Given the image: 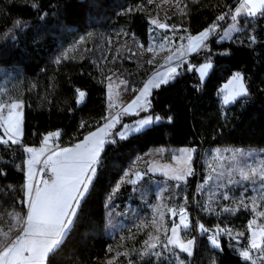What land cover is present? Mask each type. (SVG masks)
Here are the masks:
<instances>
[{
	"label": "trees",
	"instance_id": "16d2710c",
	"mask_svg": "<svg viewBox=\"0 0 264 264\" xmlns=\"http://www.w3.org/2000/svg\"><path fill=\"white\" fill-rule=\"evenodd\" d=\"M180 1L184 8L178 18L191 36L209 29L215 20L226 19L221 28L225 27L241 0ZM154 8L153 0H0V81L8 82L12 99L24 103L22 142L0 143L4 242L26 211L18 200H25L28 148L51 132L69 145L98 126L108 109L107 74L111 70L121 72L129 92L139 89L152 72L150 65H139L130 49L115 54L121 52L118 48L124 40L148 44ZM240 26L225 41L218 39V30L191 54V70H182L156 87L148 111L122 118L131 121L154 114L161 121L126 138L115 134L106 143L71 227L45 264H171L166 257L143 258L137 252L139 241L128 255L108 259L114 243L109 233V198L114 208L125 213L132 187L120 181L133 159L149 150L195 148L205 162L214 156V149H264V11L242 17ZM206 61L212 67L201 81L197 66ZM234 74L243 76L246 93L222 107V87ZM80 92L85 94L83 99ZM204 162L197 165L195 161L193 171L203 169ZM175 183L180 184L177 191L187 196L190 208L191 224L185 233L195 239L193 256L182 254L184 264H264V260L243 257L235 248L232 234L236 231L243 232L241 245L247 244L249 211L207 210L194 174L184 183ZM200 223H219L229 231L214 246L200 233Z\"/></svg>",
	"mask_w": 264,
	"mask_h": 264
},
{
	"label": "rangeland",
	"instance_id": "374dc122",
	"mask_svg": "<svg viewBox=\"0 0 264 264\" xmlns=\"http://www.w3.org/2000/svg\"><path fill=\"white\" fill-rule=\"evenodd\" d=\"M153 3L155 8L151 14L148 44L144 46L139 42L136 44L134 41L124 40L118 48L121 52H117L116 57L118 53L130 49L136 56L135 60L142 67L150 65L157 68L165 65L162 56L166 58L167 64H172L168 56L173 51L177 38L186 32L185 25L178 18L184 6L180 0H153ZM246 4L251 15H261L258 12L264 11V0H246ZM240 19L236 22V19L232 18L225 27L219 29V40L232 39L241 30ZM205 33L206 35H202ZM210 37L211 31L206 28L197 34H192L188 46L191 50L201 49ZM175 55L181 58L183 54L177 51ZM211 67L210 61L197 66V75L201 81L205 80ZM107 76L109 95H118L123 91L122 89L126 90L127 80L119 70H111ZM230 80L224 84V105L232 104L246 93L239 74ZM7 83L6 80L0 81V103L3 102V108L6 105L10 107V111L5 115L11 112L13 100H18L11 98ZM149 87L148 84L146 88ZM241 88L244 91H241ZM131 92L128 94L141 95L140 88ZM0 119H2L1 115ZM176 149L178 152H175ZM180 149V147H160L150 150L151 152L145 157L136 156L125 170L120 184L128 183L132 187V196L127 203L128 209L125 213H121L116 209L117 207L112 206L111 195L109 198V233L114 239L108 250V259L111 261L117 260L123 254L128 255L131 249L137 247L136 241H139L137 252L143 258L153 257L157 260L166 257V263L184 264L182 254L193 256L195 239L185 233L191 224L190 216L188 213H176L174 206L177 204L188 206L187 196L177 191V186L180 184L176 185L175 182H182L189 174L190 169L193 168L195 155L193 149H190L189 153L187 149L182 151ZM212 154L215 157L219 156L221 161L214 171L212 182L201 186L200 199L207 210L241 208L249 211L251 217L248 221L247 244L245 247L241 245L243 232L236 231L232 234L235 248L245 258L262 261L264 260V149L224 148L214 149ZM214 156L206 159V163H212ZM71 159L75 160L70 161L68 166L63 162L58 163V168H63L66 172L69 170L70 173L76 172V175L81 176L74 178L75 175H69L70 179L67 181L71 182L70 190L66 192L62 183L56 182V176L47 183H40L38 180L39 186L30 189L28 202L26 203V200L24 202L25 214L17 218L6 242L1 238L5 232L0 233V254L6 249H12L8 257L4 258L9 264H45L48 255L59 245L71 227L79 203L96 174L100 155L96 157L94 155L89 161L79 154H75ZM176 165L178 169L175 171ZM149 169L152 173L147 175L150 177L142 174ZM173 172L176 181L170 182ZM157 175L160 177L158 178ZM78 189L79 193H76ZM134 198L136 201H133ZM34 205L40 210L39 215L33 211ZM62 213L70 215L65 216ZM61 222H64L66 227L62 228ZM61 228V236L55 237V232ZM228 231L226 227V232ZM53 239H57L58 243L41 259L40 252Z\"/></svg>",
	"mask_w": 264,
	"mask_h": 264
},
{
	"label": "crops",
	"instance_id": "0c3cea01",
	"mask_svg": "<svg viewBox=\"0 0 264 264\" xmlns=\"http://www.w3.org/2000/svg\"><path fill=\"white\" fill-rule=\"evenodd\" d=\"M248 7L249 6L248 4H246V0H241L238 6L232 12L230 19L235 18L237 22L238 19L245 17L247 15H251V13H249L250 10ZM258 13H261V11ZM199 50L200 49L191 50L190 46L187 45L186 52L189 55H191V54L198 52ZM162 60H163L162 62L165 65H162V66L160 65L161 67L159 66L157 68L156 67L153 68L152 72L148 75V77L144 81V84L140 87L141 95L128 94L129 91H128L127 86L125 87L126 90L122 89L123 91H120L118 95H109V89L107 86L108 109H107L106 116L104 117V119L98 126H96L94 129L85 133L81 138L74 140L71 144L65 146L64 148L60 150H52L46 146H42L37 150H34L32 147L28 148L27 154H26V160H25V167H26L25 200H26V203L28 202V195L30 193V189L36 188L37 186H39L38 185L39 184L38 172H39L40 164L44 158H46L47 161L50 163L51 169L53 172V177L55 176L57 177L56 182L60 181L63 187L65 188V191L67 192L68 190H70L69 186H71V182L67 181L68 179H70L69 175H75L74 178H80L81 176L76 175L75 174L76 172L70 173L68 172L69 170H67L66 172L63 168L61 169L58 168V163L63 162L64 164H67L65 166H68L69 165L68 163L70 161L75 160V159H71L72 157H74L75 154L83 155L85 158L88 159L87 161H89L90 159H93L94 155L95 157L98 155H100L101 157L102 151L107 143V141L105 140L106 136L110 135L113 138V136L116 134L119 137L126 138L133 133L139 132L148 126L161 121V118L158 115H154V114H146L144 116L138 117L131 121H125V120H122V118L125 116L139 115L140 114L138 110L139 106L143 104L146 98L150 97L151 92L156 87H158L160 84L166 83L174 78V75L176 74L178 69L175 67V65L173 66V64H167L166 63L167 60L163 56H162ZM162 62L160 63L162 64ZM235 75L237 76V74H234L231 78H234ZM240 76L244 83L243 76L242 75ZM148 84L150 85V87L146 88ZM223 89H224V85L222 87V95H224ZM15 104H17L16 107H13V105ZM3 106H4L3 102L0 103V115L3 119V124L2 123L0 124V131H1L0 132V143L8 142V141L20 143L22 142L23 137H24V127H23L24 103L21 100H13L12 105H11V112L7 115L2 113ZM116 108L120 109L123 112L121 117H118V115L115 114L114 109ZM138 125H142L141 126L142 128L138 127ZM118 127H120L119 130L115 132V129H117ZM54 134H57V132H51L49 135H54ZM180 148H181L180 149L181 151L184 149H187L188 153H189V150L191 149L190 147H180ZM150 152L151 151L149 150L142 155L145 157ZM175 152H178V149H176ZM177 169L178 168L176 165L174 170L176 171ZM191 171L192 169H190L189 174L186 177H184L185 180L190 176ZM147 173H152V172H150V169H149V171L148 170L143 171L142 174L146 175L147 177L148 176ZM157 177H160V175H157ZM175 179H176V176H174V172H173L172 176H170V180L176 181ZM184 179L183 181H185ZM73 184L74 182L72 183V185ZM78 191L79 189L76 191V193Z\"/></svg>",
	"mask_w": 264,
	"mask_h": 264
},
{
	"label": "built area",
	"instance_id": "2783aa9c",
	"mask_svg": "<svg viewBox=\"0 0 264 264\" xmlns=\"http://www.w3.org/2000/svg\"><path fill=\"white\" fill-rule=\"evenodd\" d=\"M226 21H227L226 19H222V21L215 20L214 22H212L209 26V30L211 31V36H213L219 29H221V26ZM189 39H190V35L188 33H184L180 35L177 38L176 43L174 44L173 51L168 56L169 60H171V63L175 65L178 69L176 74L174 75V78L178 74H180L182 70H188V71L191 70L190 55L186 52ZM177 51L183 54L181 58H179L180 56H178L177 58V56L175 55ZM220 105L222 107L224 106L223 99H221ZM151 107H152V102H151L150 97H148L144 100L143 104L139 106L138 110L140 113H142V112L148 111ZM9 111H10V107L9 105H6L3 108V114L8 113ZM114 112L115 114L118 115V117H121L123 113L118 108L114 109ZM2 121L3 119H0V124L2 123ZM111 139H112V136L110 135L105 137V140L107 142L110 141ZM67 145L68 143L60 141L58 134H54V135L45 136L39 143L33 145L32 148L34 150H37L42 146H46L52 150H59ZM193 152L195 155L194 162L196 161L197 165H199L200 163H203L204 162L203 154L195 148L193 149ZM220 161H221V158L214 157L212 160V163L207 164L206 159H205V162H204L205 167L203 169H201V167H197V169L193 171V168H192L193 173L191 172V174H194L197 176L200 186L207 184L213 178L214 171H215L214 169L216 165L220 163ZM52 178H53V172L51 169V165L47 161V159L44 158L39 167L38 180L40 181V183H47V182H50ZM24 202L25 200L22 198L18 200V203L20 206L24 205ZM174 210L176 211V213H181V208L178 207V205L174 206ZM199 230H200V233L203 236H205L209 240V242L214 246H217L221 243L222 237L226 233V228L224 227V225L219 224V223L214 224V225H206V224L200 223Z\"/></svg>",
	"mask_w": 264,
	"mask_h": 264
},
{
	"label": "snow or ice",
	"instance_id": "6c2138e0",
	"mask_svg": "<svg viewBox=\"0 0 264 264\" xmlns=\"http://www.w3.org/2000/svg\"><path fill=\"white\" fill-rule=\"evenodd\" d=\"M202 35H206V33L205 34H202ZM241 91H244V89L243 88H241ZM84 93L83 92H80V98L81 99H83V97H84ZM13 107H16V105H13ZM39 195V194H38ZM72 199H75V197H71ZM70 206V205H69ZM33 211L35 212V213H37L38 215L40 214V210L37 208V207H35V205H34V207H33ZM63 215H65V216H67V215H70L69 213H62ZM61 224H62V228L63 227H66V224L64 223V222H61ZM62 228L61 229H59V230H57L56 232H55V237H57V238H59L60 236H61V232H62ZM58 243V240L57 239H53V240H51L43 249H42V251L40 252V257H41V259L43 258V256L48 252V251H50L52 248H53V246L54 245H56ZM12 251V249L11 248H9V249H6L2 254H0V262H2V264H9V262L8 261H5L4 260V258H6V257H8V254H9V252H11Z\"/></svg>",
	"mask_w": 264,
	"mask_h": 264
},
{
	"label": "bare ground",
	"instance_id": "6f19581e",
	"mask_svg": "<svg viewBox=\"0 0 264 264\" xmlns=\"http://www.w3.org/2000/svg\"><path fill=\"white\" fill-rule=\"evenodd\" d=\"M178 207H180L181 208V213L183 214V213H186V212H190V208H189V206H184V205H180V204H178Z\"/></svg>",
	"mask_w": 264,
	"mask_h": 264
}]
</instances>
